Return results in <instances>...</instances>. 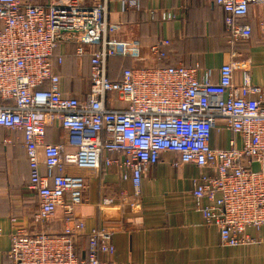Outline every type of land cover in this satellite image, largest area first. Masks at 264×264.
I'll use <instances>...</instances> for the list:
<instances>
[{
	"label": "built area",
	"instance_id": "2783aa9c",
	"mask_svg": "<svg viewBox=\"0 0 264 264\" xmlns=\"http://www.w3.org/2000/svg\"><path fill=\"white\" fill-rule=\"evenodd\" d=\"M48 1L0 0V127L22 135L27 188L38 201L28 219L44 227L56 219L58 208L62 214L59 231L16 226L9 264H107L100 255L114 251L108 227L89 230L85 257L76 254V237L85 228L75 207L84 199L86 179L65 168L93 171L113 165L121 179L132 183L136 199L142 172L162 152L177 154L172 168L180 163L198 168L192 195L223 245L257 242L247 230L264 224V87L252 84L247 74L235 84V66L227 62L216 81L210 71L198 77V65L158 63L122 66L114 79L110 58H145L136 39L115 35L118 26L109 21L107 0ZM214 1L224 13L230 43L251 34L250 26L240 22L250 3L264 10V0ZM122 4L134 8L139 3ZM64 41L75 43L77 57H89V84L81 99L60 89L55 63L61 64L62 57L55 50ZM168 44L162 38L148 49L159 61ZM54 121L65 130L72 152L61 143H46V128ZM221 132L231 134L228 146H212L213 133Z\"/></svg>",
	"mask_w": 264,
	"mask_h": 264
},
{
	"label": "crops",
	"instance_id": "0c3cea01",
	"mask_svg": "<svg viewBox=\"0 0 264 264\" xmlns=\"http://www.w3.org/2000/svg\"><path fill=\"white\" fill-rule=\"evenodd\" d=\"M79 1L94 4L101 0ZM137 1L138 7L125 8L122 0H107L109 21L118 26L115 35L136 39L145 58H110L112 78H118L121 66L158 63L198 65V77L210 71L211 79L216 81L220 65L227 62L235 66V84L247 74L252 84L264 87V10L260 3H250L247 14L240 19L250 26L249 37L230 43L224 13L214 0ZM162 38L169 44L164 47L166 57L157 61L148 47ZM74 50L75 43L59 44L55 55H61L62 62L55 63V69L62 93L81 99L89 84V57H77ZM230 135L213 133L212 146H228ZM3 138L10 143L4 144ZM45 141L61 143L65 152L73 151L65 144V130L57 121L48 124ZM24 146L21 132L0 127V264H9L10 233L16 226L25 225L32 231H59L62 227L59 208L56 219L44 227L28 219L37 211L38 201L37 194L27 188ZM38 154L42 159L41 148ZM176 159L174 152L160 153L158 161L142 172L136 199L132 183L121 179L113 165L93 171L66 166L67 172L81 173L86 179L84 199L75 207V215L85 228L76 237L77 252L85 257L87 232L104 226L113 230L114 251L100 255L107 264H264V224L258 230H247L257 242L223 245L218 229L204 222L192 195V179L199 174L198 168L193 163L172 168L171 162ZM108 198L111 202L102 205ZM205 203L200 201L201 205Z\"/></svg>",
	"mask_w": 264,
	"mask_h": 264
},
{
	"label": "trees",
	"instance_id": "16d2710c",
	"mask_svg": "<svg viewBox=\"0 0 264 264\" xmlns=\"http://www.w3.org/2000/svg\"><path fill=\"white\" fill-rule=\"evenodd\" d=\"M87 244H88V236H87ZM75 247H76V245H75ZM86 250H87V246H86ZM86 250H85V252H86ZM76 254H77L79 257H82L81 254L77 252V250H76Z\"/></svg>",
	"mask_w": 264,
	"mask_h": 264
},
{
	"label": "rangeland",
	"instance_id": "374dc122",
	"mask_svg": "<svg viewBox=\"0 0 264 264\" xmlns=\"http://www.w3.org/2000/svg\"><path fill=\"white\" fill-rule=\"evenodd\" d=\"M119 66H121L120 63H119V65L117 66V68H119ZM121 67H122V66H121Z\"/></svg>",
	"mask_w": 264,
	"mask_h": 264
}]
</instances>
